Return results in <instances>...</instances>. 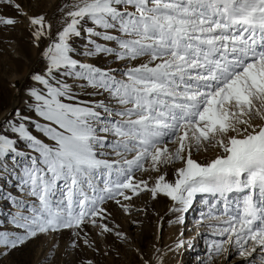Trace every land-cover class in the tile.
Instances as JSON below:
<instances>
[{
  "label": "snow or ice",
  "instance_id": "1",
  "mask_svg": "<svg viewBox=\"0 0 264 264\" xmlns=\"http://www.w3.org/2000/svg\"><path fill=\"white\" fill-rule=\"evenodd\" d=\"M0 5L27 18L34 41H50L43 72L31 76L42 87L27 90L33 115L17 109L6 128L0 125V156L17 152L18 140L35 153L20 179L38 200L12 215L22 232L0 229V246L14 249L86 223L100 235L112 233L103 222L111 215L105 203L113 200L127 213L133 197L148 192L153 200L170 198L174 213L187 212L197 194L222 198L219 214L211 205L200 221L225 237L209 246L216 256L229 253L233 241L240 257L264 249V0H72L59 9L55 35L45 13L29 15L19 0ZM22 22L0 15L2 25ZM85 32L88 42L78 53L76 40ZM78 55L142 62L118 76ZM79 92H107L119 107ZM106 147L116 159L100 158ZM209 149L217 154L197 158ZM137 172L156 175L137 179ZM234 191L246 194L233 208L227 194ZM115 235L127 240L121 231ZM83 243L93 246L87 233Z\"/></svg>",
  "mask_w": 264,
  "mask_h": 264
},
{
  "label": "rangeland",
  "instance_id": "2",
  "mask_svg": "<svg viewBox=\"0 0 264 264\" xmlns=\"http://www.w3.org/2000/svg\"><path fill=\"white\" fill-rule=\"evenodd\" d=\"M19 2L23 4L29 15L45 13L52 24V33L55 35L62 27L63 13L59 9L65 3H71L72 0H19ZM0 15L23 21L15 25L0 24V125L6 128L4 121L13 118L17 109L25 115H33L27 106L29 99L27 90L30 86L42 87L38 82L33 81L31 76L34 73L43 72L46 61L42 52L50 41L47 37L40 42L34 41L27 18L18 17L14 8L0 5ZM88 26H91V22L86 25V27ZM87 42L86 32L77 38L78 53L84 50ZM98 42L103 43V41ZM77 58L87 60V62L102 68L117 69L118 76L127 67L142 62L138 59L126 63L115 60L112 56L103 55L91 58L78 55ZM87 91L93 90L89 88ZM79 95L84 100H103L106 104L111 101L113 106L119 107L115 101L111 100L107 92L93 96L79 92ZM99 110L102 111V109ZM31 130L34 133L36 131L34 128ZM9 135L15 139L17 134L9 133ZM101 135L106 134L101 133ZM111 139L112 137L109 136L105 143H110ZM16 147L17 152L0 156V229L22 232L23 230L15 228L10 220L18 210L27 212L33 203L38 204L36 197L28 195L27 190L22 189L20 179L25 167L30 165L31 156L35 153L27 148V142L24 140H18ZM99 151L107 153L100 157L102 159H116L113 149L110 147L99 149ZM19 153H23V155ZM216 154L214 150L209 149L206 153L197 154V158L203 160L212 158ZM167 171L168 178L171 179L173 169L168 168ZM135 175L137 179H147L149 175L155 176L156 173L142 175L137 172ZM103 179L104 177L101 176L98 181L100 187H103ZM245 194V192L238 191L228 193L230 206L234 208L235 202L242 199ZM17 201H24V208H18ZM121 202L125 203L123 200ZM173 204L174 202L168 197L159 195L153 200L150 193L144 192L138 197H133V207L130 212L126 213L115 201L109 200L104 207L111 215L103 222L108 223L109 227L114 229L112 233L100 235L98 227L86 223L82 230L62 229L48 234H39L36 238L30 239L14 249L0 246V253H6L0 255V264H86L87 261H92V264H144L145 260H150L151 264H157L158 256L163 258V264H191L195 254L185 252V238L190 237V226H188L190 212H171L169 209ZM211 205L216 206L218 210L216 214H219V211L224 208V201L219 197L197 194L190 208L197 207V211L204 208L208 211ZM137 209L142 210L137 211ZM181 215L184 217L183 222H178L177 217ZM198 222L192 224V227L195 225L199 227L192 239L198 237L200 242L202 238L206 237L212 242L225 238L214 235L208 224ZM74 231L79 232L80 235H74ZM116 231L123 232L127 236V240L117 238ZM85 233L93 243L92 247L83 243ZM181 240L184 243L177 248L176 245ZM74 241L77 243V247H73ZM230 253V256L227 255L228 253L216 256L210 251L204 261L197 262V264H231L237 259L238 264H264V249L260 247H257V250L250 256L240 257L235 249V241H233ZM205 254L204 252L201 255Z\"/></svg>",
  "mask_w": 264,
  "mask_h": 264
},
{
  "label": "bare ground",
  "instance_id": "3",
  "mask_svg": "<svg viewBox=\"0 0 264 264\" xmlns=\"http://www.w3.org/2000/svg\"><path fill=\"white\" fill-rule=\"evenodd\" d=\"M129 158H131V154H129ZM196 209H197V207L195 209L190 208L188 210V212H190V215H189L190 223L188 224V226H190V229H189L190 230V233H189L190 237L189 238H187V237L185 238V246H186L185 252H188V253H191V254L192 253L195 254L193 256V258H192V261H191L192 263L191 264H197V262L204 261L205 256L208 253H210V249H208V248H209V246L211 244V240L206 239V237L202 238V240L200 242H199V238L198 237L192 239V237L194 236L195 232L199 228V227H196V225L194 227H192V224L202 220L201 213H207L208 212L204 208H202L203 212H202V210L201 211L200 210L197 211ZM195 216H196V218H195ZM201 223L208 224L206 220L204 222H201ZM191 230H192V232H191ZM204 252L206 254L205 255H201ZM232 252H233V250H232ZM230 254L231 253L229 252L227 255L230 256ZM196 259H198V261H195ZM238 262L239 261L237 259L236 261H233V263H231V264H238Z\"/></svg>",
  "mask_w": 264,
  "mask_h": 264
}]
</instances>
